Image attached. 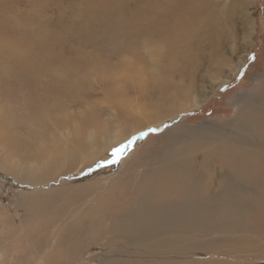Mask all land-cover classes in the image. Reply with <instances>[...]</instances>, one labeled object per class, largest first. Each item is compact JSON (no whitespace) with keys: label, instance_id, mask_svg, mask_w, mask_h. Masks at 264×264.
I'll list each match as a JSON object with an SVG mask.
<instances>
[{"label":"rangeland","instance_id":"374dc122","mask_svg":"<svg viewBox=\"0 0 264 264\" xmlns=\"http://www.w3.org/2000/svg\"><path fill=\"white\" fill-rule=\"evenodd\" d=\"M212 1V5L218 7L219 11L217 10L216 12H219L222 16H219L220 19L215 23V27H219L218 29L222 30H226L228 27L231 32V34L230 32L226 33V39H229V43L222 52V58L227 59L228 48L234 46L236 53H234L231 63L233 67L237 66V70H235L236 73L232 74L231 77L225 79L224 77L228 69L225 68V71L220 74L219 78H224L226 81L218 90L216 89L217 92L215 94L210 95L200 107L190 108L188 111L178 113V111L173 110L179 108L182 101H174L166 106H156L158 89L157 71L159 66L149 58L150 56L143 43L145 39H142V36L136 38L134 35H137L134 33L132 36L133 40H130L127 35L128 31L132 30L128 22H154L153 20L147 21L145 19L151 13L157 14V0H144L142 3L122 0L120 8L102 7L99 10L101 16L110 14V16H106L103 19L101 17L100 19L97 18L96 9L95 12L92 9L95 0H0V111H2L0 115L2 118L6 117V119L10 120L13 127L11 134L15 137L19 135L16 139L22 141V143L24 141L23 136L29 138L31 137V133H34L33 135L37 139L40 138L35 133L37 130L35 129L32 132L28 129L27 124L32 119L29 117L28 109L34 110L37 107L36 104L41 102L45 111L40 113L39 110H34V114L48 115V121L51 126L49 125L43 140L39 141L43 143L49 142L57 150L59 145L61 147H68L71 145V142L79 143L90 132L97 130L96 133H99L96 139L98 147L96 150L88 147L86 151L87 155L91 156L99 148L103 150V146L106 143L113 146L111 147V153L109 151L106 152L109 156L111 154L109 161H96V164L91 165L93 169L91 167H84L85 164L83 163H78L71 175L59 176V178L53 179L57 174L62 172L59 171V173L50 176L49 181L38 182L41 186L43 185L41 187L42 190H23L12 186V184L6 181H0V223L4 221L8 223L9 217L11 225H17L22 220L20 222L22 223L21 225L24 228L26 227L25 231H17L16 237L14 239L11 238L10 242L5 243L2 240L5 233L3 229H0V256L3 255L4 257H1L4 260L1 261L0 259V264H43L42 261L40 262L30 257L32 255L31 251L35 250L31 248V245L33 242H37L35 240L37 238L34 237L36 235H29L28 231L33 226L38 225L34 224L35 219H29V216L49 217L51 218V223L55 220L56 222L58 221L57 225L62 226L69 223L74 224L77 220L79 222L82 219H85V223H87L89 218H91V221H94L93 207L99 206L110 194H115L120 185H127L128 183L132 185L134 182H137L139 177L149 175L152 171L151 167H156L153 170H156L157 174L164 173L165 170H163V166L160 163V154L179 149L181 143L186 140L182 137L185 132H189V130L198 131L201 128H205L208 131L211 129L218 130L223 136H226L228 133L224 128L230 129L228 124L231 123L234 126V133H238L237 137L239 138L243 135V130H240L234 123L241 117L240 108L244 106L246 111L254 108L257 112L262 111V109L264 110L263 103L259 100V95H261L262 86L264 85V0ZM224 9L228 10V13ZM125 13V16L129 17L125 18ZM241 13H245L248 21L251 23L252 29L249 46L245 44L246 39H244L242 34L243 18H241ZM230 15L233 17H231V20L227 18ZM239 15L240 17H238ZM140 18L143 19L139 20ZM234 19L239 21H234ZM112 21L114 23H111ZM222 21L225 23L223 24ZM84 23L85 25H83ZM152 26H157V24ZM90 29L92 30L90 31ZM87 30L88 32L90 31L89 34ZM120 39L122 40L120 41ZM94 40L95 43L93 42ZM108 44L113 45L117 49ZM202 51L206 55L209 49L204 47ZM163 60L164 58L161 61L163 62ZM175 70H179V68L175 66ZM202 73L198 76L196 88L199 92L204 91L205 94L208 85L205 83L206 77ZM209 78H211V75ZM41 85L43 86L41 87ZM48 87L49 89H47ZM55 89L56 91L54 92ZM258 89L260 90L258 91ZM248 96H254V98L249 100ZM127 99L130 100L128 101ZM64 100L67 103H64ZM55 101L57 102L55 103ZM120 101L123 103H120ZM161 107L163 108L161 109ZM164 107L167 109L166 111ZM168 108L172 111H169ZM165 112H168L167 118L163 117V121L158 122L157 115L162 116ZM235 112L236 114H234ZM147 116H150V118ZM92 118L93 120H91ZM152 119L156 120L153 121ZM56 121L63 123L54 129L52 125L55 124L57 126ZM34 124L36 125V123ZM138 128L139 131H137ZM23 129H26V131ZM149 129H157V131L150 132ZM141 133H147V135L141 136ZM244 133L248 138H253L247 131H244ZM71 137L83 139L71 141ZM148 137H150V142L145 144L143 140ZM129 141L133 142L129 143ZM139 141L142 142L139 143ZM233 141V139H230L229 144L231 146L235 144L232 147L238 148L237 143ZM52 142L56 145L54 146ZM187 143L189 142L187 141ZM243 143L244 140L240 138V148L243 147ZM29 144L31 146V141ZM143 146L144 149L150 151L148 152L149 154L145 153L147 150L143 151ZM1 149L0 147V163L2 158L5 157ZM113 149H122L121 152L123 154L120 152L118 156H114ZM135 150L137 152H134ZM32 154L34 155V153ZM138 155L140 157L148 155L147 157L152 160L149 162L148 159L146 166H138L133 160ZM22 156L23 153L18 152L17 158H22ZM28 158L27 160H32V157ZM114 160L117 162L113 163L112 161ZM156 160L159 161L157 162ZM257 169H262V167L258 166ZM138 170L139 173H137ZM260 172L262 171L260 170L258 173ZM91 176L93 177L89 179L85 178ZM130 176V181L128 180L129 182L126 183L127 178ZM217 179L216 177L210 180V182L217 181ZM207 181L209 182L208 178ZM95 184H98V186L94 187ZM31 192H35V194ZM259 192L258 196H252L253 199L251 197L247 199L250 202L245 200V206L242 207V209L244 208L243 210L252 208L253 211L247 216L231 220L229 229L181 233L177 236L178 247L175 251L151 252L148 249H141V252L131 258H121L122 261L119 259L121 262H117L116 264H264V186H261ZM18 193H24L22 201L19 199ZM87 194L88 196H86ZM29 195L34 196L30 199ZM48 201L53 204L49 203L47 205ZM69 201L73 203L71 204ZM85 208L86 211L88 210L87 214H85ZM35 210L37 212H34ZM85 216L88 217L86 218ZM35 221H39V219ZM29 232L33 233V231ZM47 239H50V242H52L55 239V235L49 233ZM186 240H189V242L186 243ZM189 243L191 244L189 245ZM186 245L189 246L186 247ZM46 247L49 246L46 245ZM29 249L31 251H28ZM61 250L64 249L62 248ZM50 252L51 250L46 252L45 255H48ZM98 253H101V250ZM102 253L104 252L102 251ZM15 254L21 258H17ZM7 255H12L11 259L7 258ZM97 256L100 255L97 254ZM97 256L93 255L91 257L95 258ZM91 257H86L73 264H106L103 260L101 263L98 262L99 258L103 259L102 257H97L88 263L87 258Z\"/></svg>","mask_w":264,"mask_h":264},{"label":"bare ground","instance_id":"6f19581e","mask_svg":"<svg viewBox=\"0 0 264 264\" xmlns=\"http://www.w3.org/2000/svg\"><path fill=\"white\" fill-rule=\"evenodd\" d=\"M129 1L142 3L144 0H129ZM120 3L122 4V0H95V4L93 5L92 9H94V12L96 9V13L98 16L97 18L100 19L101 17V19H103L106 16H110V14H105L101 16L99 14V10L102 7L120 8L121 7ZM212 3H213L212 0H157V14L151 13L150 16H148L145 19L147 21L153 20L154 22L141 23L142 22L141 21L140 23H138V21L136 20H135L136 22L133 21L128 22L132 27V30H129L127 33L129 39L133 40L132 36L134 35V33H136L137 35V36L134 35V37L136 38L142 36V39H145L143 43L148 55L150 56L149 58H151L153 63H157L156 65L159 66L157 71L158 89H157L156 106L158 105L166 106L167 104L174 101H182L181 106L179 108H176L177 110L174 109L173 111H178V113H183L185 111H188L190 108H195V107L198 108L201 106V104L205 102V100L209 98L210 95L215 94L218 88L225 83L226 80H224V78L228 79V77H231L232 74L236 73L235 70H237V66L233 67V64L231 63V59L234 56V53H236V48H234V46L232 47L230 46L227 51L228 53L227 59L222 58V52L229 43V39L228 38L226 39V33L228 34L230 32L229 30L230 28L227 27L226 30H222V29H218L219 27L218 28L215 27V23L219 21L218 19H220L219 16L221 15L219 14V12H216L218 10V7L213 6ZM84 12H86V10H84ZM225 12L228 13V10H226ZM125 15L126 13L124 14V16ZM127 17L125 16V18ZM231 17L232 16L230 15L227 18L231 20ZM238 17H240V15ZM241 18H243L242 34L244 39H246L245 44L249 46L248 45L250 43L249 38L252 29L251 23L250 21H248V17L246 16L245 13H241ZM142 19L143 18H140L139 20ZM235 20L236 19H234V21ZM85 23L83 25H85ZM111 23L114 22L112 21ZM222 23L224 24L225 22L222 21ZM155 24H157V26H152ZM91 30L92 29H90V31ZM138 30L139 32H137ZM121 40L122 39H120V41ZM93 42L95 43V40ZM201 46L202 48L207 47L209 49L206 55L203 54ZM6 47H8V45H6ZM111 49L114 50L113 48ZM35 58L37 59L36 56ZM163 58L164 60L162 62L161 60ZM156 65L155 67H157ZM175 66L178 67L179 70H175ZM225 68H228L226 71L227 74L223 79H221L219 78V76L221 73L225 71ZM201 73L204 74V76L206 77L205 83L208 85L205 94L204 91L199 92V90L196 88L199 79L198 76ZM210 75L211 78H209ZM42 86L43 85H41V87ZM47 89H49V87ZM56 89L54 90V92L56 91ZM260 89H258V91ZM261 92H262L261 95H259L260 99L259 97L258 99L263 103L264 106V85L262 86ZM247 98H249V100H252L254 96L251 97L248 96ZM65 101L66 100H64V103H67ZM56 102L57 101H55V103ZM120 103L123 102L120 101ZM36 106L37 107L34 108L35 111L39 110L40 113L45 111L43 109L44 106L41 102L36 104ZM162 108L163 107H161V109ZM28 110H29V117L32 118L30 119L31 120L30 123L27 124L28 129L31 130L32 132H34L33 130L36 129L37 131L35 133H37V135L41 139L40 138L37 139L33 135L34 133H31V137L28 136L29 138L23 136L24 138L23 143L20 140L18 141L16 138L19 135L15 137L11 134V130H13V127L11 126L10 120L6 119V117L2 118L0 115V147L2 148L1 149L2 153L5 155V157L2 158L0 163V181H6L12 184V186L16 188H21L23 190H33V189L42 190L41 187H43V185L41 186V184H39L38 182L41 183L44 180L45 182L49 181L48 180L50 179L49 177L55 175L56 173H59V171L62 172L57 174L53 179H57L59 178V176L71 175L75 170V166H77L78 163L80 164L83 163L85 164L84 167L89 168L91 167L92 164H96L97 162L109 161V157L111 156V154L109 156V154H107L106 152L109 151V153H111L112 150L111 147H113L111 144L107 145L108 143H106L103 146L104 148L103 150L99 148L98 151L96 153H93L91 156L87 155L86 153L88 147L93 148L94 150H96L98 147V142L96 139L98 138L99 133L97 134L96 133L97 130L95 131L94 129L91 130L95 132H90V134H88L83 141H80L79 143L71 142V145L69 144L70 146L68 147H61L59 145V148L61 147V149L58 148L57 150L53 148V146L49 142L43 143L39 141V140H43V138L46 135V131L49 128L50 122L48 121V115L44 116L37 114L38 115L37 116L34 114V110L31 109ZM166 110L167 109L165 108V111ZM168 110L170 111L171 109L168 108ZM240 111H241L240 113L241 117L238 118L237 116L238 119L234 124L240 130H243V135L241 137L238 138L237 136L239 134L234 133V126L231 123L228 124L230 129L224 128V130H226V132L228 133L226 136H223L218 130L211 129L210 131H208L205 128H201L198 131L189 130V132H185L182 137L185 138L186 140L181 143L179 149L173 152L171 151L160 154V161H161L160 163L163 166V170H165L164 173L162 172L163 171L162 170L161 171L162 174L158 173L159 174L158 175L157 171L153 170V168L156 167H151L152 171L151 173H149V175L143 174L144 176L139 177L137 182H134L132 185L128 183L130 181L129 179L131 178V176L128 177L126 182L128 183L127 185L125 184L122 186L120 185V187L118 188L115 194H110V196H108V198H106L99 206L93 207L94 221H91V218H89L87 223H85L84 222L85 219H82L79 222H77L78 221L77 220L74 224L69 223L66 224L65 226L64 225L62 226V225H57L58 221L56 222L55 220H53L51 223L50 221L51 218L49 217L29 216L28 217L29 219H33V220L39 219V221L34 220L35 222L34 224L38 226H33V228L29 230V231H33V233L28 231L29 235L31 236L36 235L34 237L37 238L35 239L37 242H33V244L31 245V248L35 250L34 251H31L30 249L28 250L32 252V255H30V257H32V259H37L40 262L42 261L43 264H73L79 262L81 259H84L89 256L91 257L93 255L97 256L98 254L100 256L97 257L103 258V259L99 258L98 260L99 263H101L103 260V262L104 263L106 262V264H113V263L116 264L117 262L122 261L121 258L124 259V258L133 257L134 255L141 252L142 251L141 249H148L151 252H159L165 250L175 251L178 247V243L176 239L177 236L181 233L209 232L213 230L221 231L223 229L225 230L229 229L231 220L233 219L235 220V218L237 217L242 218L244 216H247L250 214L251 211H253L252 208L249 210L245 209L247 211L243 210L244 208L242 209V207L245 206L246 203L245 200L248 201L247 199L249 197L252 198V196L253 197L258 196V194L260 193L259 191L261 186H264V110L262 109V111L257 112L254 108H251L249 111H246L243 106V108H240ZM0 112L2 113V111ZM167 114L168 112L163 113L162 116L157 115L158 122L163 121L164 119L163 117H166ZM234 114H236V112ZM150 116L147 117L150 118ZM91 120H93V118ZM60 121L59 122L56 121L57 126L53 124L52 128L55 129L56 127H58V125H61L63 122L60 123ZM34 123H36V125ZM24 131H26V129ZM137 131H139V128ZM244 131H247L248 134L251 135L253 138L251 137L248 138L244 133ZM149 138L150 137L146 138L145 140H143V142H145V144L150 142ZM240 138L244 140L242 148H240L241 144H239ZM70 139L71 141H76V140L79 141L83 138L71 137ZM230 139H233L234 140L233 142L237 143L239 149L233 148L234 147L233 145L235 144H232L233 147L229 144ZM30 141H31V146L33 145L32 147L29 144ZM187 141L189 143H187ZM140 142L142 141H139V143ZM16 144L19 145L16 146ZM178 144L180 143L178 142ZM55 145L56 144H54V146ZM144 150H147V152L145 153L150 152L148 149H144L143 146V151ZM18 152L23 153L22 158H17ZM134 152L137 151L135 150ZM32 153H34V155ZM147 156L148 155L140 157L138 155L137 157H134L133 160L138 166L139 165L141 167L146 166L147 163L146 161L149 159V157ZM28 157H32V160L30 161L27 160L29 159ZM150 160L152 159H149V162ZM4 161L6 162L4 163ZM258 166H261L262 169H257ZM260 170L262 172L258 173ZM137 173H139V170ZM93 176L85 177V178L89 179L92 178ZM206 177L208 178L209 182L207 181ZM216 177L218 178L217 181L214 180L210 182V180H213ZM97 186L98 184L94 185V187ZM35 192H31V193L35 194ZM18 194H19V199L22 201L24 198V193H18ZM33 196L34 195H29V198L31 199ZM86 196H88V194ZM49 203L50 202L48 201L47 205ZM66 206L68 205L66 204ZM87 211L85 214H87ZM34 212H37V210H35ZM90 216L92 217V215ZM85 217L87 218L88 216ZM9 221L10 218L8 217V223L6 221L0 223V229H3L5 233L4 234L5 236L2 237L4 243L8 241L10 242L11 238L14 239L16 237L17 231L19 230L25 231L26 228V227L24 228L21 225L22 223L20 222L22 220L21 221L19 220L20 222H18L19 224L17 225H11ZM93 223H95V225H93ZM49 233L50 234L53 233L55 235V239L52 240V242H50V239H47L49 237ZM25 234L27 235V233ZM168 239L170 240L168 241ZM185 242L187 243L189 242V240H186ZM191 243H189V245ZM6 245L8 246V244ZM46 245H48L49 247H46ZM189 245H186V247H188ZM62 248L64 250H61ZM36 250L38 251L36 252ZM50 250L51 252L48 255H45L46 252H49ZM100 250L101 253H98V251ZM102 251L104 253H102ZM11 256L12 255H7V258H10ZM1 257H3V255L0 256V259ZM17 258H21V257H17ZM95 258L93 257L87 258L88 263L92 262V260H94ZM3 260L4 259H1V261Z\"/></svg>","mask_w":264,"mask_h":264},{"label":"snow or ice","instance_id":"6c2138e0","mask_svg":"<svg viewBox=\"0 0 264 264\" xmlns=\"http://www.w3.org/2000/svg\"><path fill=\"white\" fill-rule=\"evenodd\" d=\"M253 59H254V57H253ZM149 131L150 132H153V131H157V129H149ZM145 135H147V133H141V136H145ZM133 139H135V138H133ZM133 141H129V143H132ZM122 151V149H116V150H114L113 151V155L114 156H118V154L120 153ZM113 163H116L117 161H112Z\"/></svg>","mask_w":264,"mask_h":264}]
</instances>
